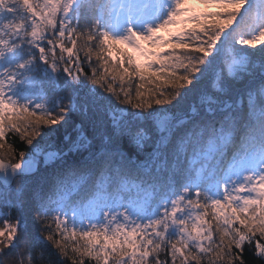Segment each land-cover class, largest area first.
Listing matches in <instances>:
<instances>
[{"label": "snow or ice", "instance_id": "snow-or-ice-1", "mask_svg": "<svg viewBox=\"0 0 264 264\" xmlns=\"http://www.w3.org/2000/svg\"><path fill=\"white\" fill-rule=\"evenodd\" d=\"M69 261L264 264V0H0V264Z\"/></svg>", "mask_w": 264, "mask_h": 264}, {"label": "trees", "instance_id": "trees-1", "mask_svg": "<svg viewBox=\"0 0 264 264\" xmlns=\"http://www.w3.org/2000/svg\"><path fill=\"white\" fill-rule=\"evenodd\" d=\"M194 7H199L201 10H203V6H194ZM209 10H215V9H209ZM166 36V35H165ZM171 47V46H169ZM87 70V69H86ZM39 139V137H37V140ZM8 144H11L13 146V148L17 151H24V152H29L32 148V146L27 145V143L25 141H22L19 137V135H14L12 133L8 134ZM36 141H33V145H35ZM5 149H7V144L5 145ZM69 264H71V262L69 261ZM85 264H88V261L85 262Z\"/></svg>", "mask_w": 264, "mask_h": 264}, {"label": "rangeland", "instance_id": "rangeland-1", "mask_svg": "<svg viewBox=\"0 0 264 264\" xmlns=\"http://www.w3.org/2000/svg\"><path fill=\"white\" fill-rule=\"evenodd\" d=\"M194 6H195V5H194ZM161 34H162V35H166V36H167V34H168V33H167V32H163V33H161Z\"/></svg>", "mask_w": 264, "mask_h": 264}]
</instances>
